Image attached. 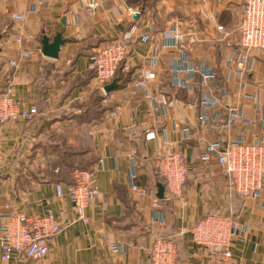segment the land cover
<instances>
[{"label": "crops", "instance_id": "obj_1", "mask_svg": "<svg viewBox=\"0 0 264 264\" xmlns=\"http://www.w3.org/2000/svg\"><path fill=\"white\" fill-rule=\"evenodd\" d=\"M29 10L25 21L14 19ZM242 21L243 0H105L95 14L84 0H51L49 7H38L36 0H0V94L11 88L19 102L39 111L33 123L12 122L3 129L0 229L10 214H53L62 226L46 258L15 254L10 264H151L142 250L113 254L104 233L125 243L150 244L153 236H161L176 244L182 264H208L191 230L213 211L246 226L232 242L234 264H264V191L259 200L241 199L216 158L201 161L209 143L264 138V56H248L241 48ZM127 32H133V40L113 80L118 87L104 104L88 70L90 58ZM171 33L185 35V41L167 39ZM57 34L66 43L55 60L43 55L42 40L53 42ZM25 51L31 57L13 67L11 61ZM183 57L190 67L215 75L210 89L202 87L201 73L178 70ZM146 70L156 79L136 89ZM184 79L192 80L190 89L176 86ZM211 92L218 103L208 111L216 120V128L208 131L198 119ZM160 96L168 99L165 109L156 108ZM232 106L242 107L254 126L229 128L224 118ZM147 132L155 133L153 141L135 137ZM184 146L190 170L185 198L172 200L165 191L159 199L156 160ZM67 150L93 161L91 169L105 164L97 176L99 194L86 210L89 224L79 220L68 182L52 180L58 178L52 165ZM133 170L134 185L147 194L132 190ZM57 184L65 186L62 197ZM154 195L163 223L156 220Z\"/></svg>", "mask_w": 264, "mask_h": 264}, {"label": "built area", "instance_id": "obj_2", "mask_svg": "<svg viewBox=\"0 0 264 264\" xmlns=\"http://www.w3.org/2000/svg\"><path fill=\"white\" fill-rule=\"evenodd\" d=\"M38 7H49L51 0H36ZM86 9L90 14L97 13L105 0H84ZM33 10H29L25 15H15L14 19L19 22L26 20ZM241 48L249 55L264 56V0H243V21L240 26ZM185 35L171 33L167 39L176 43L184 42ZM22 43L21 38L16 39ZM133 40V32H127L120 36L111 45L99 49L90 58L88 70L94 73L97 87L104 93V104H108V95L105 92L108 86L116 77V74L124 61L130 42ZM32 55L31 51L22 52L18 60L11 61L13 67H19L22 60H27ZM248 61V58H245ZM180 72L189 74L201 73V85L210 89L216 78L211 72H203L200 69L189 66L186 57L180 61ZM244 74H241L243 77ZM156 79V75L151 70H146L141 79L135 81L136 89H144L149 82ZM191 79L177 80L176 86L179 89H190ZM243 83V89L247 88ZM222 96H226L223 92ZM151 99L150 96H147ZM156 108H167L168 99L160 96L155 100ZM218 99L212 92L203 100V110L199 116V122L204 129L210 131L216 128V120L211 118L208 111L214 110ZM227 116L224 118L225 124L229 128L240 127L250 128L255 122L240 106L226 108ZM217 119L221 114L215 113ZM39 111L35 106L26 107L19 102L13 94L11 88L6 93L0 94V164L3 159L2 133L4 126L18 121L33 123ZM111 118L116 114L110 113ZM262 120H264V110H262ZM144 136L146 141L155 139L154 132L145 134L136 133V138ZM188 147L165 153L156 160V172L163 179V184L167 196L172 200L183 201L185 198V185L189 176L187 164ZM137 151L134 150L130 156L133 166ZM213 158L224 168L235 193L245 200H259L264 191V138H256L252 142H246L243 138L229 140L221 146L218 142L207 144L201 153V161L209 164ZM105 164L100 161L91 170H76L73 174V183L67 186L70 202L75 206L78 218L84 224H89L86 217V210L91 206L94 198L98 196L99 189L97 183L98 173L104 170ZM134 170L130 175L132 190L147 194L134 185L136 180ZM58 197L65 194L63 184L56 185ZM155 196V208L157 209V222L163 223V214L160 211L159 200ZM246 230V226L238 219L222 214L218 211L208 213L191 230L193 243L200 248L208 260V264H234L232 252L233 240ZM62 231V226L53 214L45 216H28L24 214H10L4 220L0 229V264H10L15 254L28 259H43L49 254L50 241ZM108 240L109 249L113 254L120 255L126 250H142L146 252L151 264H182L178 255L176 244L161 236H153L150 244L146 242L125 243L120 239L110 238L104 233Z\"/></svg>", "mask_w": 264, "mask_h": 264}, {"label": "trees", "instance_id": "obj_3", "mask_svg": "<svg viewBox=\"0 0 264 264\" xmlns=\"http://www.w3.org/2000/svg\"><path fill=\"white\" fill-rule=\"evenodd\" d=\"M93 164V161L77 158L74 151L73 153L70 152V150H67L66 152L62 151L60 155V161L52 165L53 171L58 170L57 173H55L58 178H54L52 180L65 181L68 182V185H70L73 183V174L76 170H90ZM156 176L159 178V181L164 183L163 179L158 176V174H156Z\"/></svg>", "mask_w": 264, "mask_h": 264}, {"label": "water", "instance_id": "obj_4", "mask_svg": "<svg viewBox=\"0 0 264 264\" xmlns=\"http://www.w3.org/2000/svg\"><path fill=\"white\" fill-rule=\"evenodd\" d=\"M65 40H63L62 36L60 34H57L54 38L53 42L50 41L48 37H44L42 40V52L43 55L47 58L51 59H58L60 56L61 48L65 45ZM118 84L117 81H113L111 84L106 86L105 92H110L115 89H117ZM165 186L162 183L157 184V197L159 199L165 198Z\"/></svg>", "mask_w": 264, "mask_h": 264}]
</instances>
